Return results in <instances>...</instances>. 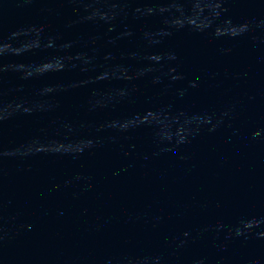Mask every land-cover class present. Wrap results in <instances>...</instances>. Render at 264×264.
<instances>
[{
    "label": "water",
    "instance_id": "obj_1",
    "mask_svg": "<svg viewBox=\"0 0 264 264\" xmlns=\"http://www.w3.org/2000/svg\"><path fill=\"white\" fill-rule=\"evenodd\" d=\"M249 0H0V264H20Z\"/></svg>",
    "mask_w": 264,
    "mask_h": 264
}]
</instances>
